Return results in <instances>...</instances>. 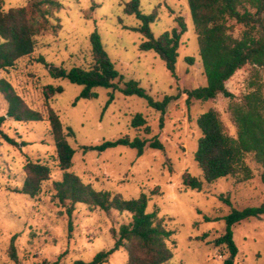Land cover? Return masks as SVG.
I'll return each instance as SVG.
<instances>
[{
	"label": "rangeland",
	"instance_id": "rangeland-1",
	"mask_svg": "<svg viewBox=\"0 0 264 264\" xmlns=\"http://www.w3.org/2000/svg\"><path fill=\"white\" fill-rule=\"evenodd\" d=\"M32 1L44 0H0V5L3 11L25 7L31 15ZM54 1L59 2L58 9L41 5L49 11L48 22L33 36V52L7 70H0V79L7 80L26 106L44 117L29 122L6 117L2 125L3 133L12 141L0 135V264L89 261L99 251L113 246V229L131 221L128 212L103 211L77 203L71 216L73 227L68 230L65 208L53 197V183L61 179L62 171L46 120L49 107L57 113L63 127L70 126L74 133L67 137L75 150L69 171L96 191L118 193L124 199L137 198L141 193L148 196L146 211H156L158 217L164 218L166 228L173 231L166 240L172 254L166 264H224L227 248L215 246L213 241L224 233L225 216L232 209L256 207L264 202V168L252 154H246L243 161L251 171V178L243 180L244 174L238 173L205 182L194 159L202 134L197 118L214 109L224 132L236 138L232 106L254 89H259L264 98V70L246 65L225 83L232 97L219 94L187 106L185 91L207 83L187 0H139L143 13L156 14L150 25L154 37L178 29L177 17H182L186 24L174 75L154 51L139 49L144 37L132 28L140 23L134 15L124 13L130 0ZM229 23L233 24V35L240 36L244 27ZM93 31L99 33L122 82L138 81L155 100L173 97L164 112L150 107L143 98L121 93L122 83L116 89L96 87L93 89L96 97L77 99L83 86L50 76L45 63L66 69L90 67L89 36ZM39 57L45 63L38 62ZM187 57L193 62L189 63ZM47 85L61 86L63 90L46 99ZM6 109L7 102L0 93V116L5 115ZM137 113L145 118L149 132L144 127L131 126ZM122 136L157 137L164 148L146 146L141 155L123 145L102 152L82 149ZM28 161L45 164L51 170L50 178L34 197L15 191L24 181L23 168ZM185 172L203 181L200 191L183 185ZM232 232L238 250L233 264H264V215L234 224ZM13 236L16 260L8 253ZM126 261L127 253L120 248L109 255L105 264H126Z\"/></svg>",
	"mask_w": 264,
	"mask_h": 264
},
{
	"label": "trees",
	"instance_id": "trees-1",
	"mask_svg": "<svg viewBox=\"0 0 264 264\" xmlns=\"http://www.w3.org/2000/svg\"><path fill=\"white\" fill-rule=\"evenodd\" d=\"M42 4L49 5V8L60 7L59 2L54 0L32 1L29 15L25 7L3 11L0 5V70H7L17 60L33 52V36L44 29L45 23L48 22L49 11L42 9ZM187 4L197 35L198 52L207 83L203 87L186 90L185 102L190 106L193 101L211 100L219 94L230 98L233 94L226 88L225 83L237 70L246 65L264 70V0H187ZM124 13L134 15L140 23L132 28L144 37L139 49L154 51L167 70L174 75L180 38L187 30L183 18H176L178 29L173 28L159 37H154L150 28L156 19L154 12L145 14L140 10L139 0H130L124 8ZM230 21L244 27L240 36L233 35V24H230ZM89 41L92 54V64L89 68L72 66L66 69L45 63L43 57H39L37 61L45 63L52 78H64L83 86L77 99L96 97L93 91L96 87L116 89L122 83L120 91L124 95L138 96L145 99L150 107L165 111L173 97L164 96L162 100H155L138 81L131 79L122 82V77L110 60L97 31L90 34ZM186 60L193 62L190 57ZM116 79H119L117 83ZM62 90L61 86L47 85L44 92L46 99ZM0 93L7 102L5 115L0 116V135L5 139L12 141L2 131L6 117L19 122L44 120L39 111L26 106L11 84L3 78L0 79ZM232 117L237 127L236 138H231L224 132L222 122L214 109H208L197 118L202 134L198 139L194 159L207 183L238 173L244 174L243 180L251 178V171L243 161L246 154H252L254 160L264 168V98L259 89L245 94L240 103L233 104ZM46 120L56 147V160L62 171L61 179L53 183V197L65 208L68 230H72L71 216L77 203L103 211L116 210L131 214L130 222L112 230L115 242L110 249L99 251L89 261L76 260L72 264H105L109 255L120 248L127 253L126 264H166L172 257L166 240L173 231L166 228L164 218L158 217L156 211H146L148 196L141 193L137 198L124 199L118 193L96 191L89 184H84L77 175L69 171L75 152L67 140V137L74 135L72 128H64L59 116L50 107L47 109ZM131 126L144 127L147 132L150 131L140 113L133 116ZM118 145L136 149L138 155L143 153L146 146L160 150L164 148L157 137L145 139L135 136L130 139L128 136H122L116 140L102 141L97 145L82 146V149L102 152ZM23 170L24 181L15 191L34 197L39 193L42 183L50 178L51 170L47 165L35 161H28ZM262 179L264 181V175ZM182 183L185 187L197 191L203 186L202 180L188 172L183 173ZM263 215L264 202L256 207L232 209L225 216V231L213 241L215 246L223 245L227 248L228 258L224 264H233L238 252L233 240L232 226L249 217L260 218ZM13 241L14 236L8 253L12 260H16ZM39 264L59 263L57 260H43Z\"/></svg>",
	"mask_w": 264,
	"mask_h": 264
}]
</instances>
